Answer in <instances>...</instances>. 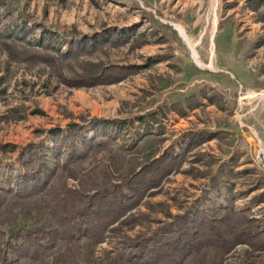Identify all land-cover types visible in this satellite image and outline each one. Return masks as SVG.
<instances>
[{
  "label": "rangeland",
  "instance_id": "1",
  "mask_svg": "<svg viewBox=\"0 0 264 264\" xmlns=\"http://www.w3.org/2000/svg\"><path fill=\"white\" fill-rule=\"evenodd\" d=\"M160 19L181 25L210 69L198 68L179 32ZM130 28L149 43L140 49L130 40L115 48L100 45L81 58L60 55L65 43L114 29L128 34ZM20 29L26 33L20 47L46 31L56 33L48 51L57 59L54 68L8 57L2 42L13 44L4 40L21 38ZM91 65L139 69L116 84L87 89L57 79L58 72L72 78ZM103 121L125 124L108 150L89 153L83 168L114 181L186 132L204 131L212 140L190 152L179 172L109 232L90 264L119 261L125 244L148 238L170 215L190 210L219 173L230 172L223 179L232 207L249 210L264 227V0H0L1 170H18L22 148L52 147L53 132ZM222 264H264V253L237 246Z\"/></svg>",
  "mask_w": 264,
  "mask_h": 264
},
{
  "label": "trees",
  "instance_id": "2",
  "mask_svg": "<svg viewBox=\"0 0 264 264\" xmlns=\"http://www.w3.org/2000/svg\"><path fill=\"white\" fill-rule=\"evenodd\" d=\"M155 25L167 28L159 22ZM20 30L21 38L12 35L4 40L13 44L2 42L8 57L27 65L54 68L57 59L48 51L56 33L46 31L34 44L20 47L17 42L26 34ZM129 31L126 34L114 29L99 38L71 41L59 52L65 58H81L100 45L115 48L130 40L140 49L149 43L139 41L143 36L135 28ZM138 69L91 65L72 78L58 72L57 79L69 88L87 89L116 84ZM154 115L149 114L151 118ZM124 124L103 121L88 128L69 126L67 132L51 134L52 147L31 144L22 148L18 170L11 168L6 173L0 168V264H90L89 256L104 244L109 232L164 180L179 172L190 152L212 140V134L204 131L186 132L161 154L155 150L147 161L129 166L118 181L108 173L83 168L89 153L109 149ZM228 173L211 178L205 194L190 210L170 215L148 238L130 240L114 264H222L237 246L264 253V227L249 210L232 207L223 179Z\"/></svg>",
  "mask_w": 264,
  "mask_h": 264
},
{
  "label": "bare ground",
  "instance_id": "3",
  "mask_svg": "<svg viewBox=\"0 0 264 264\" xmlns=\"http://www.w3.org/2000/svg\"><path fill=\"white\" fill-rule=\"evenodd\" d=\"M177 31L179 32L180 38L183 39V41L185 42V44L188 46L190 52L192 53V59H193L195 65H196L198 68H199V67H201V68H205V67L202 66L203 64L201 63L198 54L195 53V51H194L196 45L191 41V39H188V38L185 36V34L182 32V29H181V28H178ZM210 53H211V56H212V55H213V53H212V49H211V52H210ZM201 68H200V69H201Z\"/></svg>",
  "mask_w": 264,
  "mask_h": 264
},
{
  "label": "water",
  "instance_id": "4",
  "mask_svg": "<svg viewBox=\"0 0 264 264\" xmlns=\"http://www.w3.org/2000/svg\"><path fill=\"white\" fill-rule=\"evenodd\" d=\"M147 10H149V9H147ZM160 21H161V23H163V24H167V25H169V26H172L174 29H178V28H181L182 29V32L185 34V36H187V34L185 33V31H184V29H183V27L181 26V25H178V24H176V23H173V22H168V21H166V20H161L160 19ZM180 36V35H179ZM196 52V51H195ZM202 63V62H201ZM203 64V67H205V68H207V69H210V67L208 66V65H205L204 63H202Z\"/></svg>",
  "mask_w": 264,
  "mask_h": 264
}]
</instances>
